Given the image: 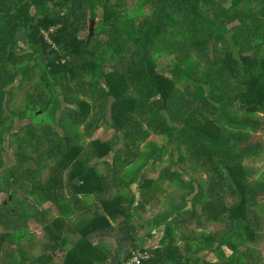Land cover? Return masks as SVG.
I'll use <instances>...</instances> for the list:
<instances>
[{
    "label": "trees",
    "instance_id": "trees-1",
    "mask_svg": "<svg viewBox=\"0 0 264 264\" xmlns=\"http://www.w3.org/2000/svg\"><path fill=\"white\" fill-rule=\"evenodd\" d=\"M254 1L135 0L131 8L126 9L121 5L124 0H101V22L92 37L80 40L77 33L85 30L89 12L84 3H92L90 18L95 19L96 1L0 0V62L5 59L0 63L2 87L15 79V71L6 79L1 74L16 58L21 86L32 79L43 86L52 85L49 75L54 66H45L38 81L32 76V65L27 62L33 57H48L45 53L50 51L55 57L71 60L55 64L60 67L61 80L56 78L54 85L66 91L63 97L56 99L57 108L61 109V104L72 108L58 114L60 124L63 121L84 123L88 126L87 132L90 129L94 132L102 123L108 124L115 130L117 139L126 142L129 151L120 147L113 155L115 160H126V165L136 160L139 146L135 144L136 149H130L128 140L152 133L167 136V142L173 146L171 155L177 158L174 161L192 162L197 171L195 177L185 178L170 166L159 176L170 180L177 172L181 177L184 204L175 217L186 214L207 221L220 220L225 231L198 233L202 239L196 241L191 239V232H181L184 252L192 253V257H184L187 264L192 258H195L192 259L194 264H264V258L254 259L239 250V243L244 242L249 248L248 242L256 238L250 211L254 201L264 196V179L263 184L256 181L261 185L256 190L249 178L250 168L244 163L245 158L264 152V146H257L260 141L251 138L252 133L264 131V0H260L259 9L252 5ZM57 23L63 24L60 34L54 36L60 51L46 45L40 35L42 28ZM19 36L29 42L31 50L18 47L24 53L17 55L13 49ZM100 36L107 40H100ZM6 42L11 43L12 49H7ZM171 50L182 54H174V66L167 75L159 72L156 65L157 59L169 56ZM176 83L184 87L183 91L176 88ZM80 94H89L91 101L82 99ZM109 95L115 98L111 121L106 118ZM4 96L2 91L1 107ZM25 104L22 110L25 114V110H38V103L32 97L30 103L25 101ZM237 104L241 109L236 108ZM136 118H140L139 127L129 131ZM36 127H29L22 134L18 147L20 166L17 162L13 170H5L4 161H0V169L5 171L0 191L11 189L15 183L29 194L39 195L40 201L56 205L60 214L45 217L47 221L42 223L45 253L32 261L24 254L17 259L16 253L20 251L12 248L13 237L27 233L19 232L18 226L27 225V221L39 213L30 198L19 205L14 203L15 207L9 200L2 202L0 226L6 230L0 233V264H57L54 257L58 251L63 252L60 264H109L110 250L97 239L110 231L125 235L134 243L132 248L137 246L136 236L128 232L134 230V210L150 205L143 198L135 205L137 198L131 185L138 180L139 173L125 178V186L133 191L131 200L125 192L106 196V190L116 177L114 173L117 174L114 167L113 172L109 171L112 178L108 174L104 177L96 165L82 155V142L55 134L37 139L40 130ZM43 139L52 143L50 148L41 147ZM113 141H93L91 148L102 157L112 148ZM161 154L159 148L153 147L141 153L140 158L145 159L144 166H147L150 161L162 160ZM43 170L48 174L39 176ZM140 175L138 189L148 191L155 181ZM27 182L32 183L31 188ZM68 187L69 194L65 192ZM226 192L235 198L232 206L226 205ZM87 196H97L98 202H93L91 210L86 205L85 214L82 205ZM187 201L192 207L184 210ZM194 203L201 205L199 214ZM166 214H159L153 224H149L162 228L163 233L160 246L150 252L140 249L149 253L140 264H181L178 259H184L181 254L174 257L172 252L180 250L174 243L182 221ZM36 219V223H41L42 218ZM11 226L13 230H8ZM224 246L232 250V256L226 255ZM205 250L216 253L220 262L198 256ZM133 251L127 250L123 261ZM114 264H122V260L116 259Z\"/></svg>",
    "mask_w": 264,
    "mask_h": 264
},
{
    "label": "rangeland",
    "instance_id": "rangeland-1",
    "mask_svg": "<svg viewBox=\"0 0 264 264\" xmlns=\"http://www.w3.org/2000/svg\"><path fill=\"white\" fill-rule=\"evenodd\" d=\"M97 3V8H96V13H97V18L95 19H91L90 18V6H92V3L90 2V4L84 3L85 8L88 12V17L85 20V30L83 32H81V36H87V31L89 29V27H92L93 30L95 31L99 25V23L101 22L102 19V6H101V0H94ZM135 2V0H124V2L121 3V5L123 6V8L129 9L131 8V6L133 5V3ZM230 4V3H229ZM262 4V2L260 0H256L254 1V3H252L253 6H255V8L259 9V6ZM245 5V4H243ZM54 6V5H53ZM134 13V12H133ZM132 13V14H133ZM131 15V14H130ZM10 19V18H8ZM141 20V19H140ZM54 26L55 29L50 33L49 38H47L48 41H50V43H48L49 47L51 48H55V50H57V48L59 47L57 45V43L54 40V36L60 34V32L63 29V24L62 23H57L55 25H51ZM49 26V27H51ZM48 27V28H49ZM46 28V29H48ZM100 40H107L105 39V37L100 36L99 37ZM29 44L25 41H22L19 48L24 49V50H28ZM20 53H24V52H19ZM174 54L176 55H181L182 52L178 51V52H173V50H171L169 56H160L157 59V68L159 70V72L163 73V74H167L169 75V70L174 66V62H173V56ZM4 60H2L0 63H2ZM71 60L69 59L68 62H70ZM108 69H110V67L107 66ZM13 71H17L15 68L12 69ZM49 81L54 84V81H51V79L49 78ZM31 83H26L24 84V90L27 91L30 87ZM2 81H0V91L3 88L2 87ZM176 88L183 91L182 88H184L181 84L176 83ZM101 90V88H100ZM190 90V89H188ZM192 91L194 90V87H192L191 89ZM190 90V91H191ZM4 93H8V95H11L12 97L15 98V90L14 88H9L8 90L4 91ZM80 93V92H79ZM33 93H25L22 94L21 96H18V103H20L22 110H24V108H26V103H30L31 98L29 96H31ZM7 95V96H8ZM195 95V94H194ZM34 96H32L33 98ZM80 97L82 99L91 101V97L89 94H80ZM43 97H40L39 95L35 98L37 103H38V110H30L27 111V114H22V117H27L29 116L31 121L34 122L35 125H37L38 129L40 131L37 132V139L41 136H43L44 138H48L49 136H53L54 134L57 135V137H70V138H74V141L80 142L81 140L83 141V137L81 136L80 133H82V126L77 125V124H71L70 123H65L64 121L62 122V124H60L59 121H61V116L59 117L58 114H63V112L69 108L72 109L71 106H66L65 104H61L60 106H62L61 109L57 108L58 105V101L55 100L54 105H49L46 106L44 103V99H42ZM236 108L239 110L240 105L237 104ZM259 117H263L261 115H258ZM140 118H136L135 121V125H132L131 127H129V131H133L134 129L139 127L140 124ZM264 119V118H262ZM30 120H21V128L24 129L25 131L30 127L29 124H31ZM134 121V122H135ZM19 124V123H18ZM133 124V123H132ZM35 127V126H32ZM41 127V128H40ZM108 129V126L104 123H102V125L100 126V128H98L96 131H94V133L91 136L87 137V140L84 142L85 143V147L87 148L90 145V141H92L93 139H102V140H108L110 139V137H113V134L111 132H106V130ZM143 138L142 140H140L139 142V146H138V150L137 153L135 154L136 160L130 165H126L125 161H121L119 159H116V157L113 158L114 153H110L107 162L101 160L98 161L96 160L94 162V164L97 167L98 171H101V175H103L104 177H106V175L108 174L109 178H112V175H110L109 171L113 172L114 169L112 167L115 168L117 174L114 173V175L116 176L114 179H112V182L110 184V188H108V190H106L105 195H113L115 193H119V192H125V194L128 196V199L131 200V198H133V191H131V189L128 186H125V178L127 179V176H133L135 174L139 173V177L138 180L136 181L137 185H135L134 187H136V189L134 190L133 188V184L131 185V187L133 188L134 192L136 193V198H137V202H136V206H138V202L140 200H142V198L145 201H149L150 205H148L146 207V209H144L142 206H138L135 208V213H136V217L133 220V226H134V230H129L128 232L135 235L136 236V245L135 247L132 248V244H134L130 239L126 238L125 235H123L120 232H115V231H110L105 235L106 240H99V242L101 244H103V246H107L112 248L113 250H121L123 251V248H126V251L130 250H137V251H141L140 249H144L147 251H152L153 249L157 248L158 246H160V240H161V231L162 228H159L157 226H151L149 225L150 223L153 224V220L155 218H157L158 216L161 215V213H167L171 214V215H179V211L182 208L183 204H184V199H183V189L181 188L180 184H179V180L181 179V177H179V173H181V175H183L185 178L188 177V175L190 176H197V171L193 168L192 162L190 161H174L177 158L174 157L173 159V155H171L172 153V149L173 146L170 145L167 140V136L165 135H158L156 133H152L151 135H149L148 137H141ZM251 138L254 141H260V143H257L258 147H262L264 146V131L261 129L258 132H254L251 134ZM116 139V138H115ZM81 141V142H82ZM41 147L43 149H48L50 148V145L52 143H50L49 141H47V139H43L41 142ZM135 144H137L135 142ZM21 145V144H20ZM117 145H121V143L117 144ZM156 148L158 147L161 150V156H162V160H156L153 161L151 163V161L149 162V164L147 166H144L145 164V159L140 158L141 153L140 152H148L150 151L152 148ZM85 148V150L83 151L82 155L84 157L90 156V154L88 155L87 149ZM132 149L135 150V145L132 144ZM20 149L18 148V163L20 166V154H19ZM125 154V153H124ZM128 156L130 157L132 154L127 153ZM92 156V153H91ZM126 157V154H125ZM88 158V157H87ZM121 161V162H120ZM244 163L250 168L251 173H249V178L251 180L252 183H254V187L256 190H259L261 188V185L259 183H256L257 180L262 181L263 184V179H264V152L263 154L260 155H256V156H252V157H247L244 160ZM171 167V169L174 170H178L179 173L176 172V174H174V172H172V179L170 178V180L168 179H162L160 178V173L162 172V170L165 167ZM146 167V168H145ZM142 168L140 171L139 169ZM7 170H13V166L12 163H10V165L7 167ZM181 170V172H180ZM16 171V170H15ZM5 171L0 169V184H2L3 182V176H4ZM48 174V172L46 170H43V172L40 173L39 176H46ZM148 178H153L155 183L151 184L150 189L148 191H140L138 189V185H139V180H141V175ZM208 174H205V177H207ZM37 174V177H39ZM28 183V187L31 188L32 187V183L31 182H27ZM65 192L67 194L70 193V189L69 187L65 190ZM30 192H28L27 190H24L22 188H20L18 185H15V183L12 184L11 189H3L2 191H0V204L2 202H4L5 200H9L10 203H12V205L14 206V203H19L22 201H26L27 198L33 199L34 201V209H37V213H39L38 215H35L36 218H42V221H40L41 223H36L35 220L37 221V219L35 218V216L33 215V218L29 219L27 221V225H19L18 229H20L19 232L21 231H25L27 233H18V236H14V242L11 243L12 244V248L15 250V252H17L18 250L20 251L19 253H16V258L19 259L21 258L22 254H24L29 261L34 260V258L41 256L42 254L45 253L46 250H44V244H43V239H44V231L42 229L43 225L42 223L46 222L47 219L45 217H56L60 214V210L58 209V207L54 204H52L51 202H46V201H40L39 200V195L37 194H29ZM226 205H230L232 206V204H234L235 202V198L234 196H232L230 194V192H226ZM143 194V196L141 195ZM93 202L97 203L98 202V198L97 196H94V198H90V196H87V198H85L84 202H83V207L82 210L85 211L86 210V205H89L90 207L88 208V210H91L92 207L94 205ZM188 202V201H187ZM15 207V206H14ZM192 207V204L190 202V205L187 206V203L185 205V210H189ZM194 207H195V211H198L196 213H200V208L201 205L194 203ZM183 208V209H184ZM89 213V211L87 212ZM86 214V211H85ZM160 214V215H159ZM184 218V220H182V224L181 227L178 229L180 231V234H178L177 236V240L178 243H174V245L177 248H180L181 250L183 249V243L184 240L182 239V233L184 232H191L192 235L191 239L196 241V240H201L202 237H199L198 233H202V232H206V233H212V232H216V233H220V230H222L223 232L225 231V225L223 223H221L220 220H211V221H207L205 218L201 217L199 218H195V216H190V215H182V219ZM177 219V218H176ZM250 221L252 223V225L255 227L256 229V238L254 240V242H248L249 248L246 247L247 244H245L244 242L239 243V250L242 251L244 254H247L251 257H253L254 259H256L257 257L259 259H263L264 258V196H262V198L258 199V201H254L253 205L251 206V211H250ZM113 226L115 227L116 225L113 223ZM6 229L3 226H0V233L4 232ZM8 230H13V227H9ZM158 231V232H157ZM29 238V236H31ZM230 237V235H229ZM247 243V242H246ZM51 249H48L47 251H49ZM181 250H172V252H174V257H177V254H181L180 256H182L183 258L186 257V253L184 252V249ZM123 251V256H122V262H124L123 260L125 259V252ZM178 251L180 253H178ZM135 252V251H133ZM175 252H176V256H175ZM206 255H205V254ZM226 255H228L229 257L232 256V250L227 248L226 249ZM62 254L63 252L58 251L57 256L54 257V262L57 264H60L62 261ZM122 254V252H121ZM205 256V258L208 261H212V262H220L219 256L214 253V252H208V251H202L200 252V254L198 256ZM3 259L6 257H2ZM129 258V257H128ZM178 259V258H177ZM195 259V258H192ZM191 260V262L189 261L190 264H194V260ZM129 260V259H128ZM126 260V261H128ZM114 261H116L115 258L111 259V261H108L109 264H114ZM178 261L181 264H187V262H185V258L181 259ZM202 263V262H201ZM29 264H31L29 262Z\"/></svg>",
    "mask_w": 264,
    "mask_h": 264
},
{
    "label": "flooded vegetation",
    "instance_id": "flooded-vegetation-1",
    "mask_svg": "<svg viewBox=\"0 0 264 264\" xmlns=\"http://www.w3.org/2000/svg\"><path fill=\"white\" fill-rule=\"evenodd\" d=\"M51 1H54V0H51ZM83 31L84 30H81L77 33V37L80 40H86L87 38L89 39L90 37H92L94 35V30L92 27H89V29L87 31V36H84V37L81 36V32H83ZM70 38H72V37H70ZM18 39H19V41L16 43L17 45L13 49L17 55L19 52H21L18 50V47L20 46L21 42L24 41V39L20 38V36L18 37ZM25 42H27L29 44L28 41L25 40ZM5 45H6L8 50L12 49L11 43L7 42V44H5ZM46 45H48V43ZM29 47H30V44H29L28 48ZM52 49L55 50L54 47ZM28 50H31V49H28ZM60 50L61 49H59V47H58L57 51H60ZM46 52H47V54L45 53V55H49L48 57H45V58L33 57V58H30L27 60V62L32 65V69L34 70L32 76L36 77L38 79V81H40L41 80L40 75L42 74L41 73L42 70L45 68V66L51 65V66H54V70L50 73L49 78L51 79V81H54V82H55L56 78L61 80L60 74L58 73V70L60 69V67L55 65V64L59 63L60 61L64 64L69 59L66 60V59L61 58V57L59 58L58 56L55 57L54 53H51L50 51H46ZM14 68L17 71H15L16 75H15V79H14L13 83L3 87L0 91V161L1 160L4 161L3 168L5 170L10 165V163H12V166L14 167L17 165V162H18V147L20 146L21 141H22V139H21L22 134L25 133L24 129H22L21 125H20L21 120H30L31 121L29 116L22 119V114H24V111H22L21 105H20V103H18V98H19L18 96H21L22 94H24V92L26 94L27 93H30V94L33 93L31 96H29L30 98L32 96H34L33 99H35L39 95L40 97H43L42 99H44V103L46 106H49V105L53 106L55 103V100L57 98L63 97L64 92H66V91H63V89H61L62 87L60 85L52 84L53 82L52 83L50 82L52 85L45 83L43 86L42 83L37 84V81H35L34 79L28 81V83L30 82L31 85H30L29 89L27 91H25L24 86L20 85V80H21L22 76L20 75L18 77V58H16L14 60V63L11 62L5 68V71L1 74V76L3 79H6V77L9 74L14 72L12 70ZM9 88H14L15 94H16L15 98L12 97L11 95H8V93H5L3 107H1L2 91H6ZM73 92H76V90H73ZM104 124H106V123H104ZM29 125H30V127L37 126L32 121H31V124H29ZM106 125L108 126V129L106 130V132H111L113 134V137H110V139H108V140H105V139L102 140L99 138L93 139L92 141H90V145L86 148L84 142L87 140V137L91 136L94 132L91 131V129L89 130V132H87L88 126L84 123L80 124V126H82V128H83L82 133H80L81 136L83 137V141L81 140L83 145H84L83 151L85 150V148L87 149L88 155L90 154V156H87L89 158L88 161L91 164H94V162L96 160H98V161L107 160L110 153L117 152V150H119L120 147L125 148V151H127V152L129 151L127 148L125 140L117 139L115 130L113 128H111L108 124H106ZM36 128H38V127H36ZM113 139H114V141L111 142L112 148L109 149L106 153H104L102 155V157L100 156L101 154L99 152H96L97 150L94 151L93 148H91V146H93V144H92L93 141H97V140L112 141ZM142 139L143 138H141V137H139L137 139L131 138L128 141L131 143V146H132V144L135 145V142L138 145L140 140H142ZM119 143H121V145H117ZM94 149H96V148H94ZM130 149H132V147ZM137 150H138V148H137ZM91 153H92V156H91ZM93 153H95V154H93ZM140 153H146V151L140 152ZM3 178H4V176H3Z\"/></svg>",
    "mask_w": 264,
    "mask_h": 264
},
{
    "label": "crops",
    "instance_id": "crops-1",
    "mask_svg": "<svg viewBox=\"0 0 264 264\" xmlns=\"http://www.w3.org/2000/svg\"><path fill=\"white\" fill-rule=\"evenodd\" d=\"M43 29H46V28H42L41 30H40V35H41V37H42V40H43V42L45 43V44H47L46 43V41H45V39H44V37H43V34H42V30ZM5 44H7V42L6 43H4V45ZM6 46V45H5ZM184 210H185V208H184ZM187 210V209H186ZM171 215V214H170ZM176 215H174L173 217L176 219H179V221H182V216H179V217H175ZM176 219V220H177ZM181 227V225H179L178 227H177V230H176V233H178V232H180L178 229ZM163 232L161 231V234H162ZM162 236V235H161ZM106 240V238H105V236L103 235V236H100L98 239H97V241H99V240ZM175 242L176 243H178V240L176 239L175 240ZM189 243H191L190 241H189ZM106 248H108L109 250H110V254H109V261H111V259H113V258H115V259H122V256H123V252H122V254H121V252H119V251H117V250H113L112 248H110V247H107V246H105ZM176 247V246H175ZM176 249H178V248H176ZM183 249L185 250V241H184V243H183ZM226 249H227V247L226 246H224V252H226ZM181 250V249H180ZM187 255V257H192V253L190 254H188V252H185ZM126 256V255H125ZM124 256V257H125ZM113 263V262H112ZM111 263V264H112Z\"/></svg>",
    "mask_w": 264,
    "mask_h": 264
},
{
    "label": "built area",
    "instance_id": "built-area-1",
    "mask_svg": "<svg viewBox=\"0 0 264 264\" xmlns=\"http://www.w3.org/2000/svg\"><path fill=\"white\" fill-rule=\"evenodd\" d=\"M55 29L54 26L49 27L48 29H43L42 34L46 42L50 43V41L47 40L49 38L50 33ZM148 252H142V251H135L132 252L131 256L126 259L128 261L122 262V264H140L141 259H147L148 258Z\"/></svg>",
    "mask_w": 264,
    "mask_h": 264
},
{
    "label": "water",
    "instance_id": "water-1",
    "mask_svg": "<svg viewBox=\"0 0 264 264\" xmlns=\"http://www.w3.org/2000/svg\"><path fill=\"white\" fill-rule=\"evenodd\" d=\"M114 101H115V98L113 96L109 95L108 98H107V104H106V118L109 121H111V107H112ZM135 185H137L136 182L133 183L134 190L136 189V187H134ZM189 205H190V202L188 201L187 202V206H189Z\"/></svg>",
    "mask_w": 264,
    "mask_h": 264
}]
</instances>
